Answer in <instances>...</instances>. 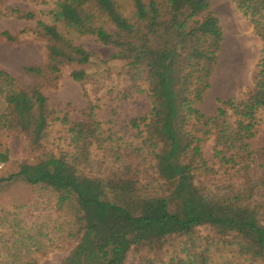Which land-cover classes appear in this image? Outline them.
Masks as SVG:
<instances>
[{
  "label": "trees",
  "instance_id": "1",
  "mask_svg": "<svg viewBox=\"0 0 264 264\" xmlns=\"http://www.w3.org/2000/svg\"><path fill=\"white\" fill-rule=\"evenodd\" d=\"M59 1L53 24L37 22L35 30L16 36L0 33L9 43L43 40L48 53L46 65L24 68L35 80L27 89L0 71V133L21 136L30 152L16 172L0 175V194L25 185L44 212H66L67 221L52 234L66 240L59 249L69 248L61 264H127L133 257L141 264H216L213 251L239 258L224 264H264V150L249 146L264 121V0H232L262 41V56L250 96L221 100L216 117L199 109L224 42L212 0H176L174 7L172 0H133L129 17L112 13L121 21L113 33L90 9L95 0ZM96 1L110 11L112 0ZM15 14L34 20L32 14ZM59 24L113 54L103 60L75 46L59 33ZM66 66L77 68L71 77L90 104L77 123L51 109L42 93ZM145 92L149 115L129 121L139 144L115 138L107 147L96 117L99 104L127 102ZM58 123L65 126L60 139L67 143L54 152L46 140ZM209 142L217 169L203 151ZM94 150H104L107 161ZM10 162V150L0 142V164ZM200 179L213 181L214 190L206 194ZM14 215L0 211L4 264H38L48 253ZM176 242L183 257L165 262V244Z\"/></svg>",
  "mask_w": 264,
  "mask_h": 264
},
{
  "label": "rangeland",
  "instance_id": "2",
  "mask_svg": "<svg viewBox=\"0 0 264 264\" xmlns=\"http://www.w3.org/2000/svg\"><path fill=\"white\" fill-rule=\"evenodd\" d=\"M172 1L173 7L176 6V0ZM59 2V0H8L0 6V33H9L16 36L23 32L35 30L37 22L48 25L53 24L51 13L57 9ZM102 5L101 2L95 0L89 4V7L92 6L90 9L97 16L99 24L113 33L116 30V24L121 21L118 20V14L117 19H115L112 17V13L115 15L119 12L122 19L129 17L132 12L133 0H112L109 12ZM212 11L220 20L224 42L220 62L211 80L212 88L206 94L203 104L199 106V109L208 117L217 116L218 110L221 108L219 104L221 100L234 99L242 101L250 96L253 91L256 67L261 60L263 48L262 41L252 33L249 22L236 10L232 0H212ZM16 12L32 14L34 20L20 19L15 14ZM57 27L59 33L75 46H82L86 51L98 55L103 60H108L114 52L112 48L101 45L92 37L79 36L60 24ZM231 38L240 39L238 41L242 42V46L250 54V62L246 64L245 72L241 77L232 78L229 85H221L218 82L224 75L225 56L229 51ZM22 40L9 43L4 39H0V71L12 76L16 80L17 88L20 90L31 87L35 82L31 76L24 72V68L44 66L48 61L45 41L33 38ZM75 70H77L75 67H64L61 70L58 82L54 86H44L42 90L50 108L61 113L62 116L67 115L71 123L80 122L90 105L89 100L84 96L82 85L76 83L71 77L72 72ZM256 98L262 100L261 95ZM2 100L3 98L0 95V111L3 109ZM150 110L151 102L146 92L136 95L134 99L127 102L107 99L100 103L96 117L101 125L103 139L107 140L106 146L110 147L111 144H114L113 140L115 138H122L127 143L138 145L139 143L135 137L136 133L130 129L129 121L148 116ZM261 117H263V112L260 113ZM233 122V119L229 121L230 124ZM64 127L59 123L51 127L49 138L46 140L47 149L57 152L59 148L65 147L67 142L60 139L65 135ZM108 141H112V143ZM0 142L10 150L11 156L9 164L6 166L0 164V175L14 173L17 171L19 164L28 160L30 156L27 141L15 133H0ZM249 146L252 151L264 150V121H262L257 136L250 141ZM203 149L210 166L217 169L213 160V143L209 142ZM103 152L104 150H94V156L97 159L107 161L108 156ZM197 185L204 188L206 194L210 190H214L213 181L210 180L200 179ZM42 209V207H39L38 201L36 205L35 191L25 185H18L0 194V211L14 213V218L22 222V227L31 233L37 243L39 242L44 246L43 251H47L48 254L45 257L38 258V264H61L67 256L69 248L59 249L60 245H63L66 240H62L55 235L52 236V234L61 229L68 216L66 212L60 213L55 210L44 212ZM1 235H4V233L0 230ZM50 237L56 240L54 246L53 239H50ZM175 246L165 244L163 248L165 262L177 255L183 257L181 253L182 246L180 247L177 242ZM6 250L5 244L0 243V264H4L7 259ZM145 257L146 251L142 259ZM23 258L25 257L23 256ZM212 259L215 260L216 264H224L231 259L239 258L234 257L229 251H213ZM140 262L139 257H133L128 260L127 264H141Z\"/></svg>",
  "mask_w": 264,
  "mask_h": 264
},
{
  "label": "bare ground",
  "instance_id": "3",
  "mask_svg": "<svg viewBox=\"0 0 264 264\" xmlns=\"http://www.w3.org/2000/svg\"><path fill=\"white\" fill-rule=\"evenodd\" d=\"M230 40V39H229ZM240 40V39H238ZM234 38L230 40L229 51L226 54L224 75L220 78L219 84L229 85L232 78L241 77L245 72L246 64H248L250 54L239 42Z\"/></svg>",
  "mask_w": 264,
  "mask_h": 264
},
{
  "label": "built area",
  "instance_id": "4",
  "mask_svg": "<svg viewBox=\"0 0 264 264\" xmlns=\"http://www.w3.org/2000/svg\"><path fill=\"white\" fill-rule=\"evenodd\" d=\"M1 166V165H0Z\"/></svg>",
  "mask_w": 264,
  "mask_h": 264
}]
</instances>
